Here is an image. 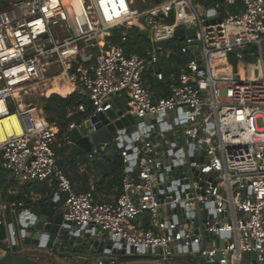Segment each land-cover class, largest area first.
I'll use <instances>...</instances> for the list:
<instances>
[{
  "label": "built area",
  "instance_id": "built-area-1",
  "mask_svg": "<svg viewBox=\"0 0 264 264\" xmlns=\"http://www.w3.org/2000/svg\"><path fill=\"white\" fill-rule=\"evenodd\" d=\"M5 1L0 118L14 113L22 130L0 143L1 164L11 179L18 185L53 182L64 195L62 221L78 232L105 233L114 249L134 260L161 264L200 252L201 264H264V0L215 3V15L222 11L223 18L212 21L199 16L194 0ZM236 2L239 11L225 9ZM134 27L153 43L141 56L127 55L123 46ZM180 27L194 31V38L184 37L182 54H197L172 77L169 95L157 97L144 73L156 71L162 51L157 43ZM163 29L170 36L157 37ZM232 48L245 71L227 67V75L215 77L213 57ZM251 49L249 63L243 57ZM153 75L163 79L160 72ZM56 78L89 93L88 103L66 110L61 135L41 110L17 105L18 96ZM122 95L130 110L117 119L134 115L143 121L115 139L116 148L121 145V191L114 202L99 203L93 183L74 192L57 151L72 145L73 129L110 110ZM170 112L173 118L164 120Z\"/></svg>",
  "mask_w": 264,
  "mask_h": 264
},
{
  "label": "water",
  "instance_id": "water-1",
  "mask_svg": "<svg viewBox=\"0 0 264 264\" xmlns=\"http://www.w3.org/2000/svg\"><path fill=\"white\" fill-rule=\"evenodd\" d=\"M197 1L204 10V18L207 21L223 18L220 11L216 16L212 9V0ZM223 5L224 0H218ZM194 38V31H187L180 27L174 30L173 38L184 39V37ZM167 41L157 43V46L164 48ZM191 47L190 50H195ZM244 55L243 60L252 61V52ZM264 57V45L262 46ZM246 53V49L242 51ZM197 54V53H195ZM197 59L198 55L195 56ZM243 62L236 63L234 69H241ZM217 77V76H215ZM89 93H87V97ZM126 96H118L112 100L111 109L98 114L91 119H86L78 128L70 132V140L75 147L86 153L99 151L108 147L123 133L135 130V125L141 123L143 119L134 115H126L117 119L125 111L130 110L127 105ZM175 113L170 112L163 115V119L173 118ZM160 120V119H159ZM99 123L92 128V124ZM180 122L183 118L180 117ZM118 145L117 148H120ZM2 168V164L0 163ZM8 242L9 251L1 258L0 264H75L79 261H91L94 258L101 260L102 264H124L128 259H134L132 255H126L124 251H117L112 247V242L107 235L98 230L87 228L78 232L74 230L70 222L61 219L59 209L52 203H39L30 207L23 214L18 213L15 220H10L6 225H0V246ZM221 241H215V246H221ZM205 247L203 243L201 250ZM35 258H33V257ZM149 257V256H147ZM156 257V256H155ZM189 258L195 264H201L200 252L175 255L174 258Z\"/></svg>",
  "mask_w": 264,
  "mask_h": 264
},
{
  "label": "crops",
  "instance_id": "crops-1",
  "mask_svg": "<svg viewBox=\"0 0 264 264\" xmlns=\"http://www.w3.org/2000/svg\"><path fill=\"white\" fill-rule=\"evenodd\" d=\"M215 3H219V2H214L213 4ZM232 7L233 9L237 8L238 11L240 9L238 2H236L235 5H232ZM136 29H138L139 33L142 34L145 33V35L148 36L143 29L140 28H136ZM170 34L167 36H170ZM158 37H163V36L160 35ZM171 39L168 40L165 39L163 41H167L168 43L169 40ZM150 47H146L144 51L142 49L141 55H143L145 50ZM161 49L162 51L160 52L159 61L155 66L156 71H151V70L146 71L144 73L143 80L145 85L149 86L157 97H166L170 93V87L175 83L172 80V77L176 76L179 73L180 69L184 66L186 61L180 64L178 62L179 57H177L178 53H172V51L166 49V46ZM221 54H223L222 58L224 60V65H226V67L229 68L230 66L226 61V57H227L226 54L224 53ZM132 55H138V54H132ZM185 55L188 56L190 59L189 55L191 54L188 55L185 54ZM194 55L195 54H192L191 57ZM212 60L214 61L213 65L215 66V68L221 65L219 57L216 58L213 57ZM164 67H168L171 70L176 68V72H171L166 77L163 71L161 70ZM153 72L162 73L163 79L157 80L154 77ZM49 81L50 79H48L46 83L44 80V85L46 83L44 89L48 87ZM69 87L72 88L70 93L72 92L78 93L81 97V101L84 103H88L87 93H82V89L79 86V84H74V85L69 84ZM165 92L167 95L166 96L162 95ZM44 96L46 97V95ZM75 148L77 147H75V145L72 142V145L65 146L61 150L57 151L58 165L64 171L67 178L70 180L74 192L77 193L84 192L88 190L89 185L93 183L95 186L94 199L96 202L99 203L114 202V200L117 198V196L121 191V178H122L123 167L121 169L122 171L120 175H117V177L120 178V182L118 186V184L115 182V176L113 174H108V176L103 177L101 171L102 169L101 163H104L106 161L105 159L106 156L104 152H100L97 155V159L89 160L93 158L91 154H89V157L85 158L82 155L86 154V152L77 148L79 150L78 151L79 153L76 154ZM117 151L113 152L112 154L110 153L111 155H109L108 158L109 159L112 158ZM117 153L119 154V152ZM63 196H64L63 194L57 193L55 184L53 182H48V181L43 183L34 182V183H27L25 185H18L11 179L10 175L3 169V167L2 168L0 167V209L4 210L3 215L5 217V225L8 223V221L15 220L18 213L23 214L30 207H33L34 205H38L39 203L48 204L53 202L59 209ZM7 251H9L8 242L0 246V258Z\"/></svg>",
  "mask_w": 264,
  "mask_h": 264
},
{
  "label": "trees",
  "instance_id": "trees-1",
  "mask_svg": "<svg viewBox=\"0 0 264 264\" xmlns=\"http://www.w3.org/2000/svg\"><path fill=\"white\" fill-rule=\"evenodd\" d=\"M146 4L155 2L157 0H145ZM164 1V0H158ZM212 2H218V0H212ZM146 6V5H145ZM229 8H233L231 6H227ZM230 12H234V9ZM164 22L168 25H171L173 22V16L170 15L168 18L164 19ZM119 31L115 32V37L113 41H117V34ZM152 41L148 38V36L142 33H139L138 29L132 28L128 31V40L123 45L125 48V52L127 55L132 54H142V49L146 47L152 46ZM184 45V39L172 38L166 45V49L172 51V53H178L177 57H179V63L187 62L189 57L185 54L181 53V49ZM188 55V54H187ZM191 58V55H189ZM164 75L167 77L171 72H176V68L171 70L168 67H164L161 69ZM60 77V76H59ZM47 89V90H46ZM43 90L46 97H43V106L42 110L46 119L55 124L58 127L59 135H61L68 124V121L64 119L65 112L68 108H74L77 103L82 102L81 97L78 93L72 92L71 87L64 82L63 79H50L48 87ZM42 92V93H43ZM162 95H167L166 92ZM12 110V109H11ZM106 161L101 163L102 166V174L103 177L108 176V174H113L115 176V182L119 186L120 178L117 175H120L122 169V163L119 154L116 152L112 158H105Z\"/></svg>",
  "mask_w": 264,
  "mask_h": 264
},
{
  "label": "rangeland",
  "instance_id": "rangeland-1",
  "mask_svg": "<svg viewBox=\"0 0 264 264\" xmlns=\"http://www.w3.org/2000/svg\"><path fill=\"white\" fill-rule=\"evenodd\" d=\"M5 2H6L5 0H0V5H3ZM193 5H194L195 10L199 14V16L202 17L204 15V10L202 9L201 5L197 1H194ZM225 9L228 10V12L233 10V8H229L227 6H225ZM235 52H236V49L232 48L228 53H226V56H227L226 57V61H227V63L229 64V66L231 68H234L236 63H237V61L235 59ZM242 69H243V71H245V69L243 67H242ZM255 74H256V71L252 70L251 76L254 77ZM44 80L47 83L48 79H44ZM44 80L40 83L39 87L36 90L31 91L30 94L28 96L24 97L23 100H22L23 104H26V105L30 104L33 107L37 108V110H41V112H42L41 115L42 116H44V113H43V110H42V106L44 104L43 97L45 98V96H44L45 93L43 92V89L46 86V83L44 85ZM170 136L171 135H167L166 137L170 138ZM78 151L79 150L77 148H75V153L76 154L79 153ZM115 151H117V148H116L115 141H113L110 146L105 148V150L101 149L99 151L90 152V153H86V154H83V155L80 154V155H82L85 158H87V157H89V154H91V156L93 158L89 159V160H95V159H97V155L100 152H104L105 156L108 157L109 155H111ZM180 221L182 222L181 219H180ZM139 260H142V259H137V260L128 259V260L125 261L124 264H152L151 262H149L150 260H152L150 258L143 259L144 261H148L147 263H145L143 261H139ZM97 263H98V259H96V258H94L91 261L86 262V264H97ZM160 263L161 264H193L194 262L191 259H189V258H184L183 257V258H168L166 260L160 261ZM59 264H65V263L60 262ZM75 264H82V263L78 262V263H75Z\"/></svg>",
  "mask_w": 264,
  "mask_h": 264
},
{
  "label": "bare ground",
  "instance_id": "bare-ground-1",
  "mask_svg": "<svg viewBox=\"0 0 264 264\" xmlns=\"http://www.w3.org/2000/svg\"><path fill=\"white\" fill-rule=\"evenodd\" d=\"M170 34V30H160L157 32V37L167 36ZM223 54H217V57L220 58L221 65L214 69V75H226L228 72V68L224 65V60L222 58ZM69 85V84H67ZM27 95V94H26ZM22 95L17 97V105L20 109H24V104L22 102ZM21 127L18 122L17 116L14 113L8 114L6 117L0 118V143L5 141L7 138L12 136H17L21 133Z\"/></svg>",
  "mask_w": 264,
  "mask_h": 264
},
{
  "label": "flooded vegetation",
  "instance_id": "flooded-vegetation-1",
  "mask_svg": "<svg viewBox=\"0 0 264 264\" xmlns=\"http://www.w3.org/2000/svg\"><path fill=\"white\" fill-rule=\"evenodd\" d=\"M87 261H79V263L86 264Z\"/></svg>",
  "mask_w": 264,
  "mask_h": 264
}]
</instances>
